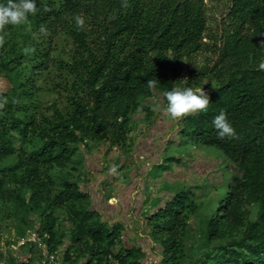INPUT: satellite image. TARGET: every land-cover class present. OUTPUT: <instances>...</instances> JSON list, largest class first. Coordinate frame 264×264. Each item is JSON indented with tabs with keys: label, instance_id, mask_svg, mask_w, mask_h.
I'll use <instances>...</instances> for the list:
<instances>
[{
	"label": "trees",
	"instance_id": "16d2710c",
	"mask_svg": "<svg viewBox=\"0 0 264 264\" xmlns=\"http://www.w3.org/2000/svg\"><path fill=\"white\" fill-rule=\"evenodd\" d=\"M37 7L0 41V78L11 85L0 92L1 217L32 230L25 244L42 251L39 259L62 253L64 264H145L143 247L123 243L126 224L94 209L78 155L100 145L130 153L137 114L151 125L165 91L203 88L209 107L182 118L181 143L220 150L230 177L179 187L146 215L149 235L163 264H181L194 233L205 248L191 264H264V0H230L212 39L215 58L201 63L212 47L206 0H37ZM61 36L66 56L55 55ZM184 66L191 68L182 79ZM53 67L62 102L47 105ZM220 111L234 137L217 135ZM165 161L166 171L180 164Z\"/></svg>",
	"mask_w": 264,
	"mask_h": 264
},
{
	"label": "rangeland",
	"instance_id": "374dc122",
	"mask_svg": "<svg viewBox=\"0 0 264 264\" xmlns=\"http://www.w3.org/2000/svg\"><path fill=\"white\" fill-rule=\"evenodd\" d=\"M206 3L208 6V30L206 35L208 38L205 39V42L212 46L216 41L212 39L218 35L222 27V21L228 17L230 0H206ZM68 50H70V44L65 40L64 36H61L58 40L55 55L66 56ZM214 50L215 48L212 46L209 52L197 57L198 62L201 63V61L215 58ZM190 68L184 66L181 72L182 79H185ZM59 78L54 67L51 74L45 78L44 85L46 91L43 98L47 105H52L55 101L62 102V96L59 92L55 91ZM10 87L8 79L4 77L0 78V92H8ZM159 100L161 101L160 98ZM160 104L161 107L158 109L153 124L147 125L144 123L142 121L143 115L141 114H137L135 117L132 131L133 147L130 153L117 148L110 149L107 145H100L96 146L89 153L82 147L78 155L79 158L84 160V174L81 176V185L84 191L93 196L94 209L100 212L103 218L111 222V224L113 221L117 222V220L126 223L127 231L125 232H134L135 235H132V238H130L124 233L123 243L127 247H131L132 245L127 244L129 238L135 242V245L143 247L147 253L145 264H163L164 253L161 247L155 244L151 236L147 235L146 230L148 229L134 218L135 215H131L128 218L126 217L127 214L119 212L117 219H111L114 218V208L110 207L109 210L107 204L111 203L118 206L119 202L117 203L113 199L115 196L121 194V190L108 186L106 181H109L113 185L117 183L114 186H122V188L128 189L133 183L131 178L138 179V183L142 182V178L145 179L143 165H149L148 167L150 168L159 162H167L165 160L169 157H178L180 164H172L171 172L169 171L164 174L166 168L162 165L161 167H154L146 178L149 184L158 178L160 184L154 183L150 185L153 186L151 187V191L163 197L164 204L165 197L168 200L174 191L182 185L195 183L208 184V181L214 182V180L221 182L220 178L222 176L225 177L226 175V177H230L229 170L227 169L229 163L220 150L214 147L195 148L192 147L191 143H181L185 140L184 138L182 139L180 130L182 118H172L165 111L166 105L162 101ZM145 152H148V154ZM96 166L101 169H97ZM135 168H137L136 173L134 172ZM125 176L128 177L127 180H125ZM161 176L163 177L160 178ZM210 195L217 196L218 191L214 189ZM109 196L112 197L110 198ZM1 216L2 213L0 214V253L4 255L2 264H10L11 259H14L18 264H26L28 261L31 264H40L43 260L39 259L42 251L36 247H31V244H25L27 241L34 240L32 230L23 222L11 221L5 216ZM198 222V219L192 221L193 232H196ZM203 242V239L198 234H192L186 243L187 248L186 251L184 250L181 264H191L192 259L198 258L205 248Z\"/></svg>",
	"mask_w": 264,
	"mask_h": 264
},
{
	"label": "clouds",
	"instance_id": "9594fccd",
	"mask_svg": "<svg viewBox=\"0 0 264 264\" xmlns=\"http://www.w3.org/2000/svg\"><path fill=\"white\" fill-rule=\"evenodd\" d=\"M38 11L37 0H0V41H3L8 34L7 26L23 24L28 20L29 15ZM74 19L76 26L82 28L84 19L80 15H76ZM44 31L46 29L41 28V32ZM157 83L156 79L148 81L150 86ZM164 96L167 101L165 111L172 118H183L207 111L210 104V97L203 88L194 90L192 87H172L164 92ZM213 126L221 138L236 135V130L224 111H220L214 117Z\"/></svg>",
	"mask_w": 264,
	"mask_h": 264
},
{
	"label": "crops",
	"instance_id": "0c3cea01",
	"mask_svg": "<svg viewBox=\"0 0 264 264\" xmlns=\"http://www.w3.org/2000/svg\"><path fill=\"white\" fill-rule=\"evenodd\" d=\"M145 153L148 154V152H145ZM162 165L163 166L166 165L165 162L164 163L159 162L156 165L151 166L150 168L148 167L149 165H143L144 166L143 170L145 171L144 172L145 179L142 178L141 179L142 182L138 183V179H136V178L132 179L131 178V180H133V183L131 186L128 187V189L122 188V186L121 187L120 186H114V185H117V183L113 185L114 189L118 188V190H121V194L118 196H115L113 199V200L117 201V203L119 202L118 206L116 204H111V203L107 204V206H109V210H110V207L114 208V210H113L114 218H111L112 220L117 219L119 212H123V214H127L126 217H128V218L131 215H135L134 218L138 222L142 223L143 226H145L147 229L146 215L152 213L156 207L158 208V207L162 206L163 202H164V198L151 191V187H153V186H150V185H152L154 183H156L158 185L160 184V182L158 181V178L154 181H151L150 184H149V182H147L146 178L148 177L150 171H152V169H154V167H161ZM98 166H101V165H98ZM96 168L101 169L100 167H97V166H96ZM136 171H137V168H135L134 172L136 173ZM167 172H169V171H166L164 174H166ZM170 172H171V170H170ZM115 175H116V173H115ZM112 176H114V175L112 174ZM162 177L163 176H161L160 178H162ZM115 179H116V177H115ZM127 179H128V177L125 176V180H127ZM91 198H92V204H93L94 198L92 195H91ZM165 201H167L166 197H165ZM156 202H159V205L158 204L156 205L155 204ZM109 210H108V212H109ZM106 212H107V210H106ZM118 222H123V221H118V220H117V222L113 221L112 224H115ZM146 231H147V235H148L149 230H146ZM124 233L126 236H128L130 238H132L131 237L132 235L133 236L135 235L134 232H132V233L124 232ZM134 243H135L134 241H131V239L128 238L127 244L134 246L135 245Z\"/></svg>",
	"mask_w": 264,
	"mask_h": 264
},
{
	"label": "built area",
	"instance_id": "2783aa9c",
	"mask_svg": "<svg viewBox=\"0 0 264 264\" xmlns=\"http://www.w3.org/2000/svg\"><path fill=\"white\" fill-rule=\"evenodd\" d=\"M40 264H64L62 253H45Z\"/></svg>",
	"mask_w": 264,
	"mask_h": 264
}]
</instances>
